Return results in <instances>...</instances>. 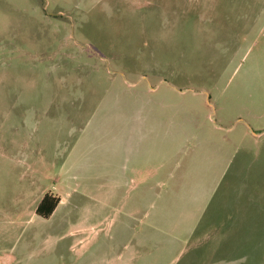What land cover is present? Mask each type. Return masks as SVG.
Returning a JSON list of instances; mask_svg holds the SVG:
<instances>
[{
	"label": "rangeland",
	"instance_id": "374dc122",
	"mask_svg": "<svg viewBox=\"0 0 264 264\" xmlns=\"http://www.w3.org/2000/svg\"><path fill=\"white\" fill-rule=\"evenodd\" d=\"M119 255L264 264V0H0V264Z\"/></svg>",
	"mask_w": 264,
	"mask_h": 264
},
{
	"label": "trees",
	"instance_id": "16d2710c",
	"mask_svg": "<svg viewBox=\"0 0 264 264\" xmlns=\"http://www.w3.org/2000/svg\"><path fill=\"white\" fill-rule=\"evenodd\" d=\"M60 201L58 196L52 195L51 192H45L36 206L35 213L43 218H49Z\"/></svg>",
	"mask_w": 264,
	"mask_h": 264
},
{
	"label": "crops",
	"instance_id": "0c3cea01",
	"mask_svg": "<svg viewBox=\"0 0 264 264\" xmlns=\"http://www.w3.org/2000/svg\"><path fill=\"white\" fill-rule=\"evenodd\" d=\"M113 182H115V181H113ZM114 186H116L115 184H114ZM61 202V201H60ZM134 213H131V215H133ZM144 217V216H143ZM143 217H142V220H143ZM143 236V235H142ZM142 239H143V237H142ZM141 243H142V240H141ZM129 249H130V254H131V256L129 257V258H133L134 256H135V253H134V251H133V246H129ZM129 254V255H130ZM109 258H111V259H109L108 261L110 262L109 264H112V262H113V260L116 258L117 259V261H119V263L121 264V261H122V258H124L122 255H119V256H117V257H112V256H109Z\"/></svg>",
	"mask_w": 264,
	"mask_h": 264
}]
</instances>
